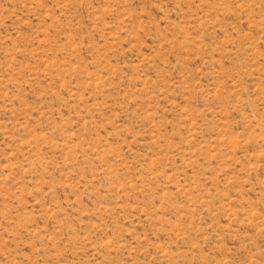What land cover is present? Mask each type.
<instances>
[{
    "label": "rangeland",
    "instance_id": "374dc122",
    "mask_svg": "<svg viewBox=\"0 0 264 264\" xmlns=\"http://www.w3.org/2000/svg\"><path fill=\"white\" fill-rule=\"evenodd\" d=\"M0 264H264V0H0Z\"/></svg>",
    "mask_w": 264,
    "mask_h": 264
}]
</instances>
